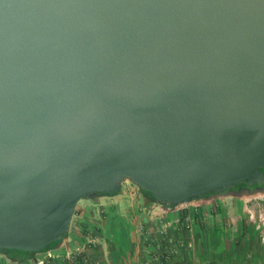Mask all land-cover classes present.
<instances>
[{
    "label": "water",
    "instance_id": "obj_1",
    "mask_svg": "<svg viewBox=\"0 0 264 264\" xmlns=\"http://www.w3.org/2000/svg\"><path fill=\"white\" fill-rule=\"evenodd\" d=\"M261 168L264 0H0V250L124 179L174 205Z\"/></svg>",
    "mask_w": 264,
    "mask_h": 264
},
{
    "label": "crops",
    "instance_id": "obj_2",
    "mask_svg": "<svg viewBox=\"0 0 264 264\" xmlns=\"http://www.w3.org/2000/svg\"><path fill=\"white\" fill-rule=\"evenodd\" d=\"M91 193L76 204L67 231L53 246L32 253L0 250V264H264V185L205 194L185 204L156 201L138 186ZM192 219L191 229L179 224ZM191 248L177 247L178 241ZM166 259L158 261V255Z\"/></svg>",
    "mask_w": 264,
    "mask_h": 264
},
{
    "label": "built area",
    "instance_id": "obj_3",
    "mask_svg": "<svg viewBox=\"0 0 264 264\" xmlns=\"http://www.w3.org/2000/svg\"><path fill=\"white\" fill-rule=\"evenodd\" d=\"M184 203H179V204H185ZM260 222H261V226L263 229V234H262V239L264 241V213L263 215L260 217ZM179 224L182 226V228L184 229H191V225H192V219L189 216H185L183 217V219L180 220ZM193 245L191 242H184V241H178L176 248L171 250V253H176L177 252V247H185V248H191ZM66 259L68 260V264H72L74 260L77 259H81V261H86L84 255H83V250L81 249H77L74 252H70L67 254ZM156 260L161 261L162 259H166L165 255H158L155 257ZM98 264V263H97Z\"/></svg>",
    "mask_w": 264,
    "mask_h": 264
},
{
    "label": "trees",
    "instance_id": "obj_4",
    "mask_svg": "<svg viewBox=\"0 0 264 264\" xmlns=\"http://www.w3.org/2000/svg\"><path fill=\"white\" fill-rule=\"evenodd\" d=\"M142 191L145 192V193H147L148 195L151 196V194H150L149 192L144 191V190H142ZM112 193H115V192H112ZM112 193H109V194H112ZM103 194H105V193H103ZM56 242H57V241L50 243V244L47 245L45 248H43V250L50 248V247L53 246ZM2 251L15 252V253H16V252H18V253H20V252H26V253H32V252H34V251H22V250H17V249H3ZM40 251H41V250H40Z\"/></svg>",
    "mask_w": 264,
    "mask_h": 264
},
{
    "label": "rangeland",
    "instance_id": "obj_5",
    "mask_svg": "<svg viewBox=\"0 0 264 264\" xmlns=\"http://www.w3.org/2000/svg\"><path fill=\"white\" fill-rule=\"evenodd\" d=\"M123 181H124L123 185H125V186H126V185L137 186L136 184H134V183H133L131 180H129V179H124ZM123 181H122V182H123ZM122 182H121V183H122ZM84 201H85V200H83V199L81 198L76 204H80L81 202H84ZM42 250H43V249H42ZM42 250H41V251H42ZM20 253H26V252H20Z\"/></svg>",
    "mask_w": 264,
    "mask_h": 264
},
{
    "label": "flooded vegetation",
    "instance_id": "obj_6",
    "mask_svg": "<svg viewBox=\"0 0 264 264\" xmlns=\"http://www.w3.org/2000/svg\"><path fill=\"white\" fill-rule=\"evenodd\" d=\"M263 175H264V168H261ZM264 185V184H263ZM256 186H262V185H256L255 183L249 187H256ZM236 187H246L243 183H240L238 185H236Z\"/></svg>",
    "mask_w": 264,
    "mask_h": 264
}]
</instances>
